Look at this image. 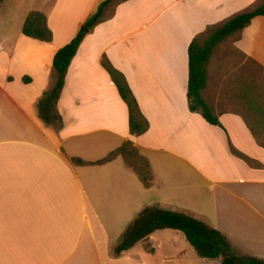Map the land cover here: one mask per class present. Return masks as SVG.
I'll list each match as a JSON object with an SVG mask.
<instances>
[{
  "label": "crops",
  "instance_id": "crops-1",
  "mask_svg": "<svg viewBox=\"0 0 264 264\" xmlns=\"http://www.w3.org/2000/svg\"><path fill=\"white\" fill-rule=\"evenodd\" d=\"M104 1L0 2V264L179 261L171 246L185 237L172 229L115 252L145 208L190 215L236 255L264 261V16L206 65L202 96L219 125L190 112L187 99L191 41L264 0H113L70 63L56 129L37 112L55 81L54 55ZM31 12L46 18L50 42L22 34ZM103 59L124 77L144 134L130 133ZM127 142L149 164V187L121 157L96 164Z\"/></svg>",
  "mask_w": 264,
  "mask_h": 264
},
{
  "label": "trees",
  "instance_id": "trees-1",
  "mask_svg": "<svg viewBox=\"0 0 264 264\" xmlns=\"http://www.w3.org/2000/svg\"><path fill=\"white\" fill-rule=\"evenodd\" d=\"M112 1L106 0L102 2L96 12L84 23V27L91 29L99 24L105 8ZM259 16H264V3L258 8L235 15L217 28L207 29L189 44L188 109L192 113L200 114L210 125L218 126L219 121L212 114L210 107L202 96L207 84L206 65L220 43L244 29L252 19ZM22 34L42 42H50L52 38V34L46 24V18L39 12H31L28 15L22 27ZM82 39L83 37L77 35L56 52L52 64L55 75L54 84L43 92L37 104L38 117L44 123L56 129L61 127L56 105L64 86L66 73ZM102 66L116 85L120 98L127 105L130 133L133 135L144 134L148 129V123L142 116L124 77L106 59L102 60ZM24 81H28V79ZM117 157H121L125 164L133 169L145 187L150 186L152 176L149 164L130 142L124 143L118 149L110 152L96 164L107 163ZM73 161L76 164H84L80 160ZM162 229H172L182 233L196 255L201 259L217 260L221 258V264H264V261L256 258L236 255L220 232L208 227L190 215L157 208H145L140 212L130 228L122 235L118 245L115 247V252L120 253L139 241H146L150 234ZM146 250L152 252L149 245H146Z\"/></svg>",
  "mask_w": 264,
  "mask_h": 264
},
{
  "label": "rangeland",
  "instance_id": "rangeland-1",
  "mask_svg": "<svg viewBox=\"0 0 264 264\" xmlns=\"http://www.w3.org/2000/svg\"><path fill=\"white\" fill-rule=\"evenodd\" d=\"M161 230L154 231L156 232L157 235L162 234L159 233ZM164 242V240H162ZM178 244L176 246H171L174 250L176 249L177 251L175 252V256L179 258L178 260H172V261H164L163 263L161 262V259H158L157 257L150 256V258L154 259L155 264H216L215 261H208L199 258L194 250L190 247V245L185 241V239L177 240ZM163 248L166 250L167 249V244L165 243L163 245ZM163 252V251H162ZM182 253V255L180 254ZM183 253H186L184 255Z\"/></svg>",
  "mask_w": 264,
  "mask_h": 264
},
{
  "label": "water",
  "instance_id": "water-1",
  "mask_svg": "<svg viewBox=\"0 0 264 264\" xmlns=\"http://www.w3.org/2000/svg\"><path fill=\"white\" fill-rule=\"evenodd\" d=\"M86 33H87V29H86L85 27H82L81 30H80L79 35L82 37V36H84Z\"/></svg>",
  "mask_w": 264,
  "mask_h": 264
}]
</instances>
